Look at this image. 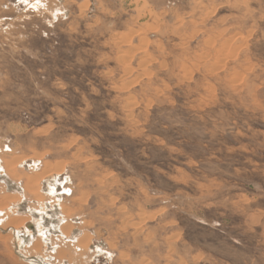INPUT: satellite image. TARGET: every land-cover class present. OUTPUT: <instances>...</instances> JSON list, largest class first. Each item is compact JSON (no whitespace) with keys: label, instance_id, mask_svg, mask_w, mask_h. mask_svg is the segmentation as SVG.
Segmentation results:
<instances>
[{"label":"rangeland","instance_id":"1","mask_svg":"<svg viewBox=\"0 0 264 264\" xmlns=\"http://www.w3.org/2000/svg\"><path fill=\"white\" fill-rule=\"evenodd\" d=\"M0 264H264V0H0Z\"/></svg>","mask_w":264,"mask_h":264},{"label":"bare ground","instance_id":"2","mask_svg":"<svg viewBox=\"0 0 264 264\" xmlns=\"http://www.w3.org/2000/svg\"><path fill=\"white\" fill-rule=\"evenodd\" d=\"M144 40V39H143ZM15 226V225H14Z\"/></svg>","mask_w":264,"mask_h":264}]
</instances>
